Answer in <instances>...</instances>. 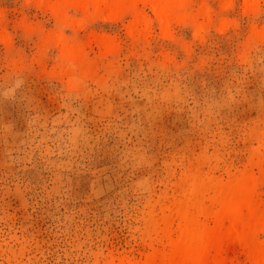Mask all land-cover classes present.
<instances>
[{
    "label": "rangeland",
    "instance_id": "obj_1",
    "mask_svg": "<svg viewBox=\"0 0 264 264\" xmlns=\"http://www.w3.org/2000/svg\"><path fill=\"white\" fill-rule=\"evenodd\" d=\"M111 1L0 0V264L166 258L175 208L248 173L264 209V0H187L166 28Z\"/></svg>",
    "mask_w": 264,
    "mask_h": 264
},
{
    "label": "bare ground",
    "instance_id": "obj_2",
    "mask_svg": "<svg viewBox=\"0 0 264 264\" xmlns=\"http://www.w3.org/2000/svg\"><path fill=\"white\" fill-rule=\"evenodd\" d=\"M138 1L149 3L153 7L163 28L168 27L173 19L183 16V9L187 7V0H128L127 4ZM85 3H91L95 10L124 9L111 0H77L76 4L84 7ZM140 22L139 18H135L132 27ZM145 22L148 26V22ZM59 42L67 60H81L83 49L79 44H66L61 35ZM100 43L109 46L108 40H100ZM257 189L256 180L248 173L227 185L215 188L213 200L217 207H201L196 205L198 202L190 204L188 200L182 202L174 210L178 233L175 237H168V256L158 259L151 255L140 264H232V256L225 251L232 241L244 245L249 264H264V209L260 208L255 199ZM201 216L211 217L214 224L208 226L200 219ZM173 221L172 217L165 216L159 222L160 225L157 223L154 226L167 234ZM258 233L262 234V239L258 237Z\"/></svg>",
    "mask_w": 264,
    "mask_h": 264
}]
</instances>
